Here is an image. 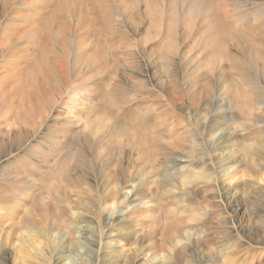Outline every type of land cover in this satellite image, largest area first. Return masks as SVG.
Instances as JSON below:
<instances>
[{
	"label": "rangeland",
	"instance_id": "rangeland-1",
	"mask_svg": "<svg viewBox=\"0 0 264 264\" xmlns=\"http://www.w3.org/2000/svg\"><path fill=\"white\" fill-rule=\"evenodd\" d=\"M251 263L264 0H0V264Z\"/></svg>",
	"mask_w": 264,
	"mask_h": 264
},
{
	"label": "bare ground",
	"instance_id": "bare-ground-1",
	"mask_svg": "<svg viewBox=\"0 0 264 264\" xmlns=\"http://www.w3.org/2000/svg\"><path fill=\"white\" fill-rule=\"evenodd\" d=\"M55 66H56V68L60 71V72H62L63 74H64V76H65V72H66V70H67V64L63 61V60H57L56 62H55ZM252 264V263H251Z\"/></svg>",
	"mask_w": 264,
	"mask_h": 264
}]
</instances>
